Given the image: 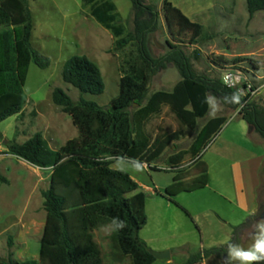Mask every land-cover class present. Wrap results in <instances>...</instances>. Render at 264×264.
Masks as SVG:
<instances>
[{
    "label": "trees",
    "instance_id": "16d2710c",
    "mask_svg": "<svg viewBox=\"0 0 264 264\" xmlns=\"http://www.w3.org/2000/svg\"><path fill=\"white\" fill-rule=\"evenodd\" d=\"M131 2L134 29L124 36L125 29L115 25L117 7L113 2L83 0L84 6H90V16L118 39V48L130 44L137 47V56L127 60L122 67L119 93L109 108H102L83 96L104 94L105 83L97 65L85 55L72 56L64 63L62 77L66 84L81 93V98L75 103L65 91L56 88L52 100L70 116L78 137L68 140L58 150L51 149L41 133L23 144L7 145L11 155L49 170L51 178L49 189L42 193L46 219L39 260L19 262L10 253L7 260L0 258V264H105L95 232L107 226L113 228L114 247L122 257L129 259L131 264H154L157 259L140 238V232L148 223V194L138 191L139 185L128 173L112 166L123 159L161 171L152 164L168 147L184 137V129L194 130L198 120L207 116L208 96L219 98L231 110L240 108L225 100L238 90L229 88L220 79L199 75L192 58L180 46L169 44L166 55L152 58L148 35L158 30V13L152 5L146 4V0ZM246 7L252 20L257 13L264 12V0H246ZM163 12L174 40L190 34V44H197L203 34L200 23L192 21L169 0H164ZM33 31L27 0H0V123L22 112L26 103L24 87L31 65L44 70L51 65L48 57L32 48ZM198 58L196 54L194 59ZM218 59L222 60L221 57ZM169 64L176 68L181 80L171 92L157 91L147 98L153 74L166 69ZM241 103L240 116L264 139V110L256 106L245 109L246 98L243 96ZM164 108L172 113L178 129L169 132L160 126L152 136L147 126L162 114ZM226 121V117L209 120L187 151L169 159L175 173L174 181L158 195L173 202V197L178 194L207 186L208 167L201 161V155ZM187 157L193 162L195 178L192 180H187L190 177L188 171L179 170ZM0 182H9L1 171ZM132 193L135 194L129 196ZM114 221H122L124 226L118 227ZM253 228L254 223L235 228L234 237L226 246L192 256L185 264H200L211 256H223L229 244H239L241 232Z\"/></svg>",
    "mask_w": 264,
    "mask_h": 264
},
{
    "label": "rangeland",
    "instance_id": "374dc122",
    "mask_svg": "<svg viewBox=\"0 0 264 264\" xmlns=\"http://www.w3.org/2000/svg\"><path fill=\"white\" fill-rule=\"evenodd\" d=\"M110 1L117 7L115 25L122 26L125 29L124 36H127L134 29L132 2L131 0ZM169 1L192 21L200 23L203 26V34L197 44H190V34L178 37L177 41L174 40L167 28L163 12L164 0H146V4L152 5L159 16L158 30L148 35V47L152 58L157 59L166 55L170 50L169 44L180 46L192 58L199 75L220 79L223 83L225 75H232L235 85L228 87L244 93L245 109L256 106L264 110V12L257 13L250 20L246 0ZM27 5L32 13L34 26L32 48L48 57L51 65L45 70L34 64L31 65L24 87L26 103L22 112L0 123L2 134L0 171L9 181L8 184L0 182V258L7 260L12 253L13 259L19 262L39 260L40 240L46 219L42 193L50 187L51 173L11 155L7 145L23 144L36 133H41L50 148L58 150L68 140L78 137V130L70 116L52 100L56 88L65 91L75 103L81 98V93L66 84L62 77L64 63L69 58L85 55L97 65L105 83L104 94L97 97L83 96L106 108L119 93L122 67L127 60L137 56L135 44L121 49L117 47L118 39L90 18L89 6L85 7L83 0H27ZM196 54L199 56L197 60L194 59ZM220 57L222 60L218 59ZM216 61L218 64L215 63ZM180 79V74L172 64L167 65L164 70L156 71L152 76L147 98L157 91H171ZM212 104H214L213 100ZM241 109L234 111L226 107L224 113H239ZM159 125L169 132L177 129V123L168 108H164L159 117L150 121L147 126L148 132L154 136ZM196 134V130H187L181 142L177 143V150L188 149ZM172 153L174 151L170 146L155 166L164 170L169 169L171 167L169 157ZM192 166L191 157H187L179 170L188 171L187 175H191L194 173ZM112 167L128 173L142 189H151L162 194L166 187L173 183L175 177L173 171H155L147 164L123 159L117 160ZM150 195L154 196V194ZM182 196L179 201L193 215L213 208L217 209L216 213L219 215L214 214L198 222L181 210L179 212L183 221L178 223L175 218L168 216L167 221L172 224L171 230H173L170 234L174 236L167 233V237L171 236L169 238L174 245L178 240L187 238L191 244L190 255L199 253L202 245L209 243V238L212 236V239L224 238L231 227L232 236L228 243L234 237L235 228L254 223L252 230L240 233L238 245L244 248H248L253 243L255 232L260 231L255 225L264 220L259 218L264 212V182L261 190V209L255 219L253 216H248L240 220L242 214L236 211L233 220L241 222L231 227L219 221V217L225 221L231 219L227 218L230 214L227 213L225 216L226 208L231 209V207L213 191L212 185L208 189L184 193ZM173 199L175 201L177 198ZM154 213L155 211L153 213L152 210L150 211L151 221L141 233V238L149 239L150 234L157 228ZM112 236L111 226L95 232L105 264H131L129 259L122 257L115 249ZM226 255L227 253L220 259L222 263L214 262V264H225ZM187 257L174 256L163 264H185L188 261ZM207 264L213 263L208 261Z\"/></svg>",
    "mask_w": 264,
    "mask_h": 264
},
{
    "label": "crops",
    "instance_id": "0c3cea01",
    "mask_svg": "<svg viewBox=\"0 0 264 264\" xmlns=\"http://www.w3.org/2000/svg\"><path fill=\"white\" fill-rule=\"evenodd\" d=\"M90 18L94 19L91 16ZM94 21L96 20L94 19ZM96 23L98 22L96 21ZM3 30L4 29H1V31ZM177 83H175V85ZM175 85L173 86L172 90L174 89ZM208 99L211 104L212 100L214 101V104L212 105L215 108H213L209 104V111L207 116L202 120H198L197 127L194 129V131L196 130L198 133L209 120L214 118L226 117L227 121L221 127L220 131L213 138V141L208 145V147L203 151L201 155V161L205 162L208 167V184L203 189H208L212 185L213 191L223 201H225V203L230 205L231 209L226 208L225 216H227L228 213L230 214V217L227 218L231 219H227V221H225V219L223 220L221 217H219V221L225 226L231 227L236 226L241 222L233 220V214H235L236 211L242 214L240 217L241 220L248 216H256V214L261 209V190L264 182V139H262L260 135L256 133L253 127H251L246 121L242 119L238 112L224 113V111L226 110V106L222 103L221 100H219L217 97L211 96H208ZM159 127L160 125L157 128ZM187 130L191 129H184V133H186ZM181 140L171 145L174 153L171 154L169 159L176 156L182 151H187L190 148L191 145L186 150H177V143H180ZM164 154L162 155V157L164 156ZM155 163L152 164L153 167H156ZM156 168L158 170H164L160 167ZM164 171L170 172L172 171V168L170 167L169 169ZM193 178H195L194 173L191 174L187 180H192ZM138 191H143L148 194V198L146 201L148 223L140 232V235L150 224L151 210L152 213L153 211H155L154 217L156 223L158 224L157 228L152 232V234H150L149 239L140 237L141 240L151 250L157 252L169 251L170 259H172L174 256L185 255L188 256V260L190 257L202 253L206 250L224 247L230 241L232 236V227L231 230H228L230 232L227 233L224 238L212 239V236L211 238H209L211 242L209 241V243L203 244L199 253H191L190 255L189 252L191 244L187 238L178 240L175 245L171 243V239L169 237L174 236V234H170L171 232H173V230H171L172 224L167 221L168 216L175 218L177 220V223L181 222L183 221V218L179 211L182 210L192 220L199 222L200 220H205L209 216H214V214L216 216H219L216 213L217 209H206L204 212L200 211L193 215V213L190 211L189 213L187 211V207L179 201L180 198L183 197L182 195L184 193L175 196L177 199L175 201L173 199L172 202L158 195L162 193H159L158 191V193H156L151 189H142L140 185ZM150 194H154V196H151ZM230 212H232V214ZM166 229H168L167 232ZM200 232L204 233L203 230H200ZM167 233H169L171 236L167 237ZM205 234H207V232H205ZM221 258L222 256H211L208 259L203 260V262L200 264H207L208 261H211L213 264L214 262L222 263V261L220 260ZM164 261L166 260H157L154 264H163Z\"/></svg>",
    "mask_w": 264,
    "mask_h": 264
},
{
    "label": "clouds",
    "instance_id": "9594fccd",
    "mask_svg": "<svg viewBox=\"0 0 264 264\" xmlns=\"http://www.w3.org/2000/svg\"><path fill=\"white\" fill-rule=\"evenodd\" d=\"M225 83L229 82V77L225 75L224 77ZM244 93L241 90L233 93L230 97H225L226 102L239 105L240 108H243V104L241 103V97ZM213 108H215L210 102H208ZM139 168V165H137ZM117 223L118 227H123L122 221H114ZM255 228H259V232H255L254 241L248 247L244 248L240 245L229 244L227 255L225 257V264H234V262H238V264H261L264 262V220L257 222Z\"/></svg>",
    "mask_w": 264,
    "mask_h": 264
},
{
    "label": "water",
    "instance_id": "95a60500",
    "mask_svg": "<svg viewBox=\"0 0 264 264\" xmlns=\"http://www.w3.org/2000/svg\"><path fill=\"white\" fill-rule=\"evenodd\" d=\"M136 107V106H135ZM109 108V107H108ZM107 108V109H108ZM260 219H264V212L259 216ZM151 255H153L157 260H169L170 259V252L164 251V252H157V251H150Z\"/></svg>",
    "mask_w": 264,
    "mask_h": 264
},
{
    "label": "built area",
    "instance_id": "2783aa9c",
    "mask_svg": "<svg viewBox=\"0 0 264 264\" xmlns=\"http://www.w3.org/2000/svg\"><path fill=\"white\" fill-rule=\"evenodd\" d=\"M228 77H229V82L228 83H225V81H224V84H226V86H234L235 85V79H234V77L232 76V75H227Z\"/></svg>",
    "mask_w": 264,
    "mask_h": 264
}]
</instances>
